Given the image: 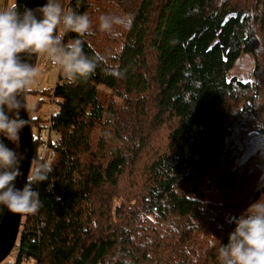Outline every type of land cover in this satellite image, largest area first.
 Wrapping results in <instances>:
<instances>
[{"label": "trees", "instance_id": "trees-1", "mask_svg": "<svg viewBox=\"0 0 264 264\" xmlns=\"http://www.w3.org/2000/svg\"><path fill=\"white\" fill-rule=\"evenodd\" d=\"M24 4L0 31V98ZM67 7L63 25L51 0L45 36L65 57L46 93L57 158L39 162L33 139L13 264H264V214L248 211L264 171L254 187L243 179L247 162L264 168V0ZM244 52L257 61L247 82L229 77ZM11 137L18 151L14 122ZM0 152L1 220L12 187L1 139Z\"/></svg>", "mask_w": 264, "mask_h": 264}, {"label": "water", "instance_id": "water-1", "mask_svg": "<svg viewBox=\"0 0 264 264\" xmlns=\"http://www.w3.org/2000/svg\"><path fill=\"white\" fill-rule=\"evenodd\" d=\"M50 12L51 0H25L0 98V139L12 171L11 193L0 220V263L16 245L25 206L27 181L34 156L31 123L25 102L26 78L36 67L49 27ZM11 122L17 128L18 151L12 142Z\"/></svg>", "mask_w": 264, "mask_h": 264}, {"label": "rangeland", "instance_id": "rangeland-1", "mask_svg": "<svg viewBox=\"0 0 264 264\" xmlns=\"http://www.w3.org/2000/svg\"><path fill=\"white\" fill-rule=\"evenodd\" d=\"M69 2V0H68ZM13 3V0L12 2ZM65 12V11H64ZM64 12L61 14L57 10L58 21L63 19ZM52 59H60V53L53 49L49 41L44 39L42 47L39 52L38 61L33 72L26 78V94L25 102L27 109L29 110V117H44L51 111L52 101L49 100L48 93L54 88L58 78V67L51 64ZM61 59L65 60V57L61 54ZM262 63V62H261ZM257 61L252 53H242L234 64V67L229 73V77H236L244 82L252 81L254 79V72L256 69ZM263 66V63H262ZM103 89V88H102ZM110 92L108 90L103 91V97L108 99ZM32 134L34 137L38 134L36 126L32 127ZM261 153L257 155L260 157ZM256 156V154H255ZM256 157V158H257ZM258 158L257 161L258 162ZM253 163V164H252ZM254 160L247 162L243 170H247V173L243 175V179L248 182L252 187L256 186L257 178L260 177V173L264 171V168L254 165ZM264 173V172H263ZM242 181V179H237ZM222 193H226V189L221 190ZM230 199H234V196ZM248 211H257L264 214V192L257 200V202ZM17 253V247H14L11 254L0 264H13ZM27 264H34L33 261H29Z\"/></svg>", "mask_w": 264, "mask_h": 264}, {"label": "built area", "instance_id": "built-area-1", "mask_svg": "<svg viewBox=\"0 0 264 264\" xmlns=\"http://www.w3.org/2000/svg\"><path fill=\"white\" fill-rule=\"evenodd\" d=\"M70 9L67 7L64 13V17L61 23L67 24L69 20ZM52 65L57 66L58 68L61 65V54L60 59L51 60ZM58 109V106L55 103H52L51 111L48 115H44L42 122L40 123L41 130L38 131L36 139L38 142L37 147V159L39 162H45L51 164L57 158L56 146L59 144L60 134L54 127L53 115ZM33 162V161H32ZM31 170V169H30Z\"/></svg>", "mask_w": 264, "mask_h": 264}, {"label": "crops", "instance_id": "crops-1", "mask_svg": "<svg viewBox=\"0 0 264 264\" xmlns=\"http://www.w3.org/2000/svg\"><path fill=\"white\" fill-rule=\"evenodd\" d=\"M0 0V31L2 29L3 23L9 15L11 7L14 5L15 0ZM68 0H55L56 10H59L61 14L66 10ZM1 81V79H0ZM1 157V152H0Z\"/></svg>", "mask_w": 264, "mask_h": 264}]
</instances>
